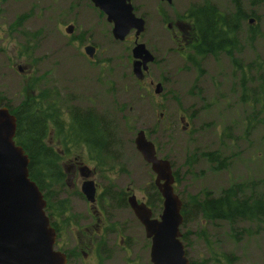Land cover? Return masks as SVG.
<instances>
[{
    "label": "rangeland",
    "instance_id": "374dc122",
    "mask_svg": "<svg viewBox=\"0 0 264 264\" xmlns=\"http://www.w3.org/2000/svg\"><path fill=\"white\" fill-rule=\"evenodd\" d=\"M205 1L224 15L234 13L232 0H172L171 6L160 0H130L135 16L144 19V30L136 37L134 30L123 41H115L111 25L89 0H13L0 16V98L14 109L23 102L24 88L32 84L33 95L46 89L52 99L51 93L58 92L66 121L72 112L91 111L109 135L106 155L101 157L109 171L96 180L115 186L130 183L139 199L146 193L152 195L155 214L161 212V205H155L154 175L134 146L140 129L151 132L147 140L159 158L171 163L176 172L174 191L182 204L203 191L217 196L239 183H248L252 189L245 191L247 196L264 194V127L253 123V109L257 112L258 107L249 99L241 101L243 86L250 92L258 82L254 81L258 72L247 65L256 57L264 61V5L237 1L248 16L236 34L238 52L233 57L241 70L225 55L202 59L198 70L173 50L160 17L174 22L176 15ZM249 19L256 28L253 40ZM16 22L19 25L13 28ZM69 25L73 26L71 35L65 33ZM87 45L95 48L93 60L83 54ZM137 45L155 58L142 82L131 73V51ZM17 66L23 69L21 73ZM158 82L164 91L155 95ZM181 116L186 125L179 122ZM66 150L82 155L84 161L90 159L85 146L70 145ZM209 152H217L221 169L213 170L200 158ZM75 182L80 185L78 174ZM116 214L130 216L126 207ZM185 221L180 231L186 235L189 263L224 264L216 258L225 254L223 259L232 256L233 264H264V221L238 220L234 232L227 223L201 221L192 211ZM142 246L147 248L144 238Z\"/></svg>",
    "mask_w": 264,
    "mask_h": 264
},
{
    "label": "water",
    "instance_id": "95a60500",
    "mask_svg": "<svg viewBox=\"0 0 264 264\" xmlns=\"http://www.w3.org/2000/svg\"><path fill=\"white\" fill-rule=\"evenodd\" d=\"M89 1L112 24L114 40L123 41L134 30L136 37L144 30V20L135 16L130 0ZM161 1L171 3V0ZM252 23L253 20H249V24ZM72 32V26L66 27V34ZM84 53L92 58L95 49L91 45L86 46ZM131 55L132 73L136 79L142 80L143 73L148 71L147 65L154 58L143 45L133 48ZM161 92L162 86L158 83L154 93L159 95ZM181 123L184 124L183 119ZM15 133V116L7 108H0V264H59L53 251L54 233L44 212L46 203L36 184L29 179V160L23 149L15 144ZM134 146L155 174L154 185L162 199L158 219H152L150 210L143 204L138 205L134 196L128 199L147 239L151 241L150 261L152 264H189L181 242L182 202L174 193L175 178L171 164L157 158L154 145L142 130L137 132ZM87 170L85 167L80 169L81 177L89 176V173H84ZM81 191L88 200L94 199L92 181H84Z\"/></svg>",
    "mask_w": 264,
    "mask_h": 264
},
{
    "label": "trees",
    "instance_id": "16d2710c",
    "mask_svg": "<svg viewBox=\"0 0 264 264\" xmlns=\"http://www.w3.org/2000/svg\"><path fill=\"white\" fill-rule=\"evenodd\" d=\"M237 1L232 0L235 11L230 16L220 13L209 2H205L201 6L190 7L185 12L184 19L194 24L191 32H194L195 35L190 36L189 40L186 41V60L194 68L199 70L200 61L206 57L211 56L217 59L220 55H225L231 60L235 68L241 70L239 60L237 61L233 57L234 52H238L236 34L242 22L248 16L242 11ZM249 2L252 6L264 5V0H249ZM100 15L102 14L100 13ZM250 16L253 15L251 14ZM18 25L19 23L16 22L13 28ZM248 32L250 40L255 39L256 28L251 26L248 28ZM247 68L258 72L254 76V81L258 82L250 92L245 90L243 86L241 101L246 103L249 99L253 106L258 107L257 112H255V108L253 109V123L264 127V81L262 80L264 61H259L256 57L247 65ZM33 88L32 84L24 88L23 102L16 110H13L17 120L15 144L23 149L29 159V179L37 185L41 192L45 191L46 198L50 201L54 185L64 182V174L59 164L61 158L51 153L54 151L53 148L46 145L44 140L47 137V122L60 126L56 110L53 105L49 106L50 102H47V109L43 108V104L40 107L38 100L42 103V99L49 98H46V94L39 96V93H37L33 95ZM49 110L53 112H49ZM100 121L91 112L73 113L70 117L71 124L68 126L66 133V138L68 139L63 140L61 143L67 147L71 144L74 146L82 145L88 150L105 151L106 140L109 139V135L104 132L106 127H104V124L101 125ZM160 123V121H157V125H160ZM109 134L111 135L110 131ZM148 135H151L150 131ZM200 158L204 159L210 166L212 165L213 170H219L223 167V163L219 162L217 152L202 153ZM103 159L99 156L96 158L99 162ZM99 165L105 166L103 163ZM174 175L176 176V173ZM246 184L248 183L229 186L217 196L203 191L201 194H197L198 196L190 197L185 204H182L181 214L184 223L189 211L199 215L201 221L204 222L211 224L216 222L227 223L232 232H234L233 227L238 220L255 224L263 223L264 194L255 196L250 192L247 196L245 191L252 189ZM251 185H254V183H251ZM156 194L159 198V202L156 203L159 204L160 197L157 192ZM150 206H154V204H150ZM47 213L49 214V211ZM233 237H236V235L233 234ZM182 242L185 246L187 245L186 235L182 236ZM211 253L215 259L217 254H214L213 250ZM223 255L220 258H216V261L224 264L234 263L232 256H225L223 259ZM189 264L193 263L190 262Z\"/></svg>",
    "mask_w": 264,
    "mask_h": 264
},
{
    "label": "flooded vegetation",
    "instance_id": "af4514ba",
    "mask_svg": "<svg viewBox=\"0 0 264 264\" xmlns=\"http://www.w3.org/2000/svg\"><path fill=\"white\" fill-rule=\"evenodd\" d=\"M12 1L0 0V16L1 9ZM160 18L163 21V17ZM167 24L170 25L167 31L170 33L171 41L181 46L178 43L184 42L186 36L191 34V24L176 18L173 23L166 22ZM73 41L76 43V40ZM183 51L180 49L178 54L180 55ZM17 70L20 71L18 67ZM45 90H41L42 94ZM59 99V94L55 91L52 105L54 109H59L60 127L56 126L58 129L55 133L56 139L53 141L50 138L49 143L57 145L51 153L62 158L60 166L64 170V182L54 185L50 201L46 198L45 191H42L49 228L54 233L53 251L59 264H151V241L147 239L144 227L134 215L128 199L134 196L138 205L143 204L150 210L152 219H158L160 213L155 214L150 206L153 204L150 202L152 195L146 193L141 199L137 198L130 183L121 186L100 184L96 177L108 168L102 171L99 165L101 162L96 158L106 155L105 151H88L89 161H84L83 156L78 153L70 154L64 151V145L61 143L66 140L63 127L65 129L68 125L63 121ZM43 100L45 103L46 99ZM5 106L6 104L1 100L0 107ZM83 167L88 168L84 171L86 174L89 173L86 179L80 175V169ZM76 174L79 176L80 185L75 182ZM71 180H73L72 183ZM85 180L94 183L95 194L92 201L88 200L81 191ZM154 197L158 202L157 194H154ZM120 207L128 208L130 216L117 215L116 212ZM143 238L147 245L146 249L142 246Z\"/></svg>",
    "mask_w": 264,
    "mask_h": 264
},
{
    "label": "bare ground",
    "instance_id": "6f19581e",
    "mask_svg": "<svg viewBox=\"0 0 264 264\" xmlns=\"http://www.w3.org/2000/svg\"><path fill=\"white\" fill-rule=\"evenodd\" d=\"M50 105H52V104L49 103V106H50ZM46 109H47V108H46ZM49 109H50V108H49ZM52 206H53V205H52Z\"/></svg>",
    "mask_w": 264,
    "mask_h": 264
}]
</instances>
